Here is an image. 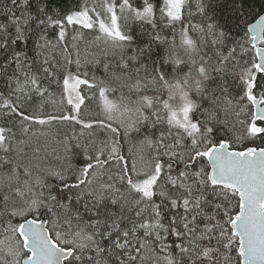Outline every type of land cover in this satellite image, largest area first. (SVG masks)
<instances>
[{
  "label": "snow or ice",
  "instance_id": "obj_1",
  "mask_svg": "<svg viewBox=\"0 0 264 264\" xmlns=\"http://www.w3.org/2000/svg\"><path fill=\"white\" fill-rule=\"evenodd\" d=\"M33 2L3 0L0 11V32L6 34L0 50L12 45L0 63L8 87L7 95L0 92V116L12 124L0 125V264H264V146L255 144L264 143V0L255 13L256 0H231L238 20L249 15L255 20L238 39L208 15L210 0H197L198 12L213 22L181 30L187 61L172 51L173 37L166 57L171 73L141 63L144 49L132 47L128 25L147 23L153 39L168 44L157 31V19L167 21L165 28L182 24L188 0H162L159 7L156 0H106L99 11L95 3L89 7L88 0H81L74 10L53 9L51 15L42 0H35L33 13ZM49 25L59 28L55 42L46 34ZM67 25L75 33L71 42ZM193 28L203 34L199 40L189 36ZM25 29L36 37L33 57L26 50ZM85 30L95 33L93 42L102 40L119 53L117 64H102L104 72L118 68L123 76L117 79L135 81L127 87L138 99L118 117L113 115L120 111L118 105L107 96L110 89L81 78L87 73L80 71L77 42ZM18 41L25 48H18ZM209 44L215 64L209 57L197 66L192 54ZM57 48L60 59L48 55ZM229 65L239 68L240 93L218 97L217 91L227 93V87L210 88L209 82ZM53 85L65 105L59 114L42 111ZM81 85L98 88L103 119L90 117L93 123L83 118L87 97ZM148 85L156 95L141 94L149 91ZM164 89L167 99L162 98ZM190 93L213 105L223 98L233 108L241 134L230 135L236 126L228 128L218 108H203ZM54 123L82 128L63 145L69 161L85 157L83 167L70 162L57 170L44 166L40 148L29 154L30 140L45 134L37 126ZM145 127L149 134L141 144L149 150L147 159L129 163L121 155L120 140ZM97 130L105 136L99 141L102 147L95 139L80 142L85 131L92 137Z\"/></svg>",
  "mask_w": 264,
  "mask_h": 264
},
{
  "label": "trees",
  "instance_id": "obj_2",
  "mask_svg": "<svg viewBox=\"0 0 264 264\" xmlns=\"http://www.w3.org/2000/svg\"><path fill=\"white\" fill-rule=\"evenodd\" d=\"M42 2L47 4L48 12L51 15L53 9H58L61 13H67L70 10H74L77 5L81 2V0H42ZM106 0H88V6L92 7L95 3L97 10L101 9V5L105 3ZM139 0H137V3ZM208 2V0H205ZM2 3L3 0H0V11H2ZM157 6L162 4V0H156ZM220 5H226V7L221 8ZM261 0H256L255 2V9L253 12H258L260 10ZM35 0L32 5V11L35 13ZM208 15L213 16L215 22L219 24L222 28L226 31H230L231 34L235 38H239L244 30L245 25L247 23H251L254 19L252 15H249L245 18H241L238 20L237 13L233 10V6L231 0H210L209 8H208ZM191 12V16L188 17L187 13ZM17 16H20V12L16 13ZM157 17H159V12L157 11ZM183 23L177 22L175 27H163L164 23L167 21L161 22L157 19L158 29L157 31L160 32L163 38H166L169 43L168 44H160L158 41L153 39L155 33L153 32L152 28L147 24L144 23L143 25L140 22L131 21L128 25L130 30V34L132 35L133 39L131 41V45L133 48H143L145 55L141 57V63L146 64L149 69L154 65L157 69H161L165 72L171 73L172 72V65L169 62H166V57L169 54V50L171 48V42L173 37L175 38V45L176 47L172 49L176 53L178 57L187 61L189 54L185 52L184 48L181 47V37L180 33L182 29H188L189 25H197L199 27H204V23H211L213 21L206 20L202 13H199L197 10V0H188L187 10L184 13ZM23 19V17H22ZM31 27L35 30V24L31 23ZM80 26H77V30H79ZM59 32V28L55 25H49L46 34L49 40L55 42V34ZM66 32L69 35V41L71 42V36L74 33L73 26L67 25ZM25 34L29 36L26 50L28 52L29 57L34 56L33 48H34V41L35 35L28 33L27 29H25ZM189 36L195 40H199L203 34L200 33L197 29L193 28L190 29L188 32ZM93 35L95 33H89L87 30L84 31V39L82 41H78V50L80 53V58L82 62L81 73H87V76L81 75L82 79H88L90 84L91 83H98L100 86H104L110 89L107 93V96L110 100L116 103L120 109L119 112H114V116H119L120 112L123 111L125 106L134 107L133 102L138 99V96L134 92H130L127 85L129 83L135 82L128 81L127 79H117L116 77H122L123 74L119 71L118 68L111 69L108 73H105L103 70V63H111L117 64L119 61V53L116 52L115 54L113 51L108 48V46L101 40L97 42H93ZM6 36L4 32H0V43L3 42V38ZM207 40H210L211 37H207ZM18 48H25V45L22 42H17ZM12 51V45H9L8 50H0V63H3L4 58H6ZM105 51H107V55L105 56ZM132 51V48H129V52ZM213 48L209 44L208 46L200 45V51L197 54H192V58L197 61V66H199L201 58L205 61L208 60L209 57H212V63L215 64V57L213 54ZM51 57L56 59L61 58L60 49L57 48L48 53ZM254 56V52L250 53L249 56L244 57V59H251ZM239 59V57H238ZM95 60L102 61L101 64L97 65L94 63ZM88 61H93L89 63ZM73 72L75 71L74 66L71 69ZM184 72L188 71V68L185 67L183 69ZM115 72L116 76H113L112 73ZM9 75H11V69L9 70ZM145 73L144 70L141 69L140 76L142 78V83L144 82L143 77ZM193 76H195V72L193 71ZM95 77V80H93ZM102 82V83H101ZM225 84L228 91L227 93H220L217 91L216 95L218 97L226 96L227 98L238 97L240 93L239 85V68H234L232 65H229L226 72L222 74L213 73V79L209 82L210 88H216L220 84ZM83 88L82 94H86V107H84V111L82 113L83 118L86 122H95L94 119L89 120V118H96L99 117L103 119L104 117L101 115L102 109L100 107L99 101V93L98 88L89 89V87L81 85ZM159 87V85H157ZM149 91L144 92L141 90L142 95H149L154 96L156 92L153 90L152 85H148ZM53 95L44 103L42 111L44 113H52V114H59L60 111L65 110V105L60 103L61 100V92L60 89L53 85L52 88L49 89ZM0 92L4 93L5 95L8 94V87L5 83V78L0 77ZM192 98L197 100L198 103L202 104L203 108H207L210 111H215L218 108V115L221 120L227 122V127L232 128L233 125L236 126L237 131L231 133L230 135H240L242 126L237 122V117L233 112V108L229 107L224 99L222 98L219 101L218 105H213L211 100H202L201 98L195 96L194 94L190 93ZM162 98L167 99V90L164 89L162 91ZM178 102V101H177ZM39 103V101H37ZM247 103V102H245ZM234 107V104H233ZM253 110V106H250ZM128 116L125 119H128ZM198 119H203V116L200 113H197ZM239 119L243 120L244 117L241 116ZM9 118L5 116H0V125L6 124L8 127H12V124L8 123ZM113 126H116V122H113ZM223 130L224 126L221 125ZM37 130L40 132L45 133L44 135H39L35 138L30 140L31 147L28 149L29 154L36 149L40 148L39 156L43 159L45 167L55 168L57 170L65 167L68 163H72L74 168L83 167L82 161L85 159L83 156H77L75 159L69 161L66 159L68 155L65 152V148L63 145V141L68 137H71L73 131L79 134L82 130L80 126H75L72 124L67 123H54L49 126L39 127L37 126ZM15 131V128H13ZM122 132L123 129H120ZM149 134V130L145 127L141 129V132L136 133L132 132L129 136L124 139L120 140L121 143V155L125 156L128 162H131V158H135L138 162L141 161V157L144 160L147 159V154L149 150L141 144L145 135ZM17 138H20L17 136ZM155 138V136H153ZM90 139H95L97 141L98 146H103L99 144L100 140L105 139L104 135L97 134L89 137L88 131L84 132V136L80 137V142L85 143ZM117 139H120L117 136ZM256 145L262 146L260 140H256ZM253 146V145H249ZM74 151H78V149H74ZM152 154H155L154 150ZM3 155V153H0ZM175 175V173H173ZM106 179V176L100 177L97 180V183H102L103 180ZM52 183H56V181H51ZM157 202H159V198L156 197ZM0 239H3V236L0 235ZM162 255V254H161ZM161 264H163V260H161Z\"/></svg>",
  "mask_w": 264,
  "mask_h": 264
},
{
  "label": "water",
  "instance_id": "obj_3",
  "mask_svg": "<svg viewBox=\"0 0 264 264\" xmlns=\"http://www.w3.org/2000/svg\"><path fill=\"white\" fill-rule=\"evenodd\" d=\"M254 22H255V20H253L251 23H254ZM254 110H255V106H253V111ZM262 146H264V144Z\"/></svg>",
  "mask_w": 264,
  "mask_h": 264
}]
</instances>
